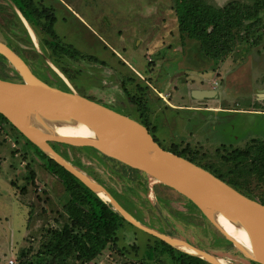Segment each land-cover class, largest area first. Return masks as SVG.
Listing matches in <instances>:
<instances>
[{
    "label": "rangeland",
    "instance_id": "1",
    "mask_svg": "<svg viewBox=\"0 0 264 264\" xmlns=\"http://www.w3.org/2000/svg\"><path fill=\"white\" fill-rule=\"evenodd\" d=\"M32 1L56 8L57 47L67 44L88 57L87 76L63 74L52 48L43 42L49 37L40 27L34 30L29 25L33 40L11 1L0 0V40L45 82L70 85L82 95H86L83 82H88V98L110 106L126 104L130 95L140 93L149 107L147 126L153 127L162 146L185 150L201 164L220 165L226 152L241 149L252 139L264 140V96H257L264 88V10L253 27L238 33L233 50L214 62L201 54L196 42L181 39L175 0H62L68 10L51 0ZM205 1L222 6L229 0ZM13 74L10 63L0 59V75ZM197 88L216 89L218 95L194 98L191 90ZM52 144H59L55 151L82 173L124 196L126 200L119 197V201L143 224L229 264H254L179 194L142 174L133 175L117 161L89 156L92 153L85 147ZM45 162L19 131L0 118V264H10L9 260L15 264L22 248L34 253L47 229L68 222L62 207L67 192L59 177L44 168ZM243 186L256 199H264V180L250 177ZM117 233L116 247L108 245L85 264H140L147 253L145 244L153 243V238L128 223ZM133 244L137 251L131 250ZM120 247L130 252L121 254Z\"/></svg>",
    "mask_w": 264,
    "mask_h": 264
},
{
    "label": "water",
    "instance_id": "2",
    "mask_svg": "<svg viewBox=\"0 0 264 264\" xmlns=\"http://www.w3.org/2000/svg\"><path fill=\"white\" fill-rule=\"evenodd\" d=\"M19 19L31 36L30 26L12 3ZM0 55L19 74L21 80L0 77V114L25 138L49 158L76 177L101 200L109 204L125 221L138 229L166 242L177 250L196 256L209 264H229L223 259L190 242L155 230L130 214L99 182L88 177L60 155L50 142L72 146L91 147L101 154L137 171L154 183L170 189L193 203L208 221L221 232L244 257L264 264V204L250 198L210 171L161 147L134 118L118 112L103 103L42 80L28 62L12 47L0 40ZM194 98H215L216 89H193ZM264 96V88L257 96ZM35 114L47 118L71 119L86 125L94 138L72 140L65 138L41 139L22 124L23 115ZM100 190L106 199L97 194ZM220 213L230 223L242 226L248 235L252 256L246 255L237 242L212 219ZM176 245L194 250L187 252ZM222 260V263L218 261Z\"/></svg>",
    "mask_w": 264,
    "mask_h": 264
},
{
    "label": "trees",
    "instance_id": "3",
    "mask_svg": "<svg viewBox=\"0 0 264 264\" xmlns=\"http://www.w3.org/2000/svg\"><path fill=\"white\" fill-rule=\"evenodd\" d=\"M10 1L18 8L34 30L38 26L49 37L48 40L44 38L43 42L52 48L51 52L55 53L60 50L63 54L70 56L79 55L77 50L71 49L69 46L57 47L59 37L53 29L56 17L51 7L41 4L38 6L32 0ZM263 10L264 0H250V2L229 0L222 6L208 3L205 0H175L174 7L177 28L181 39L196 42L201 54L214 62L225 58L233 50L238 33L243 29L253 27ZM17 19L22 24L18 16ZM22 27L27 34L23 24ZM0 59L7 62L1 55ZM12 72L14 73L13 75H0V77L21 80L13 67ZM121 80L124 82L123 78ZM62 89L69 90L68 88ZM142 97L139 93V95H130L129 99L135 105V109L132 112L138 111V115L142 117L140 123L146 126L149 107L146 105V100ZM132 112H124V114L136 119L138 115L136 116ZM0 118L11 125L1 114ZM11 126L15 128L13 125ZM24 139L46 161L43 164L44 168L58 176L64 185L67 199L62 207L68 222H64L59 227L47 229L42 242L34 253L30 252V248H22L15 264H85L96 258L108 245L116 247L118 242L117 231L123 223L128 222L71 173L45 155L27 138L24 137ZM55 145L59 144H52L54 149ZM85 148L91 151L92 154H89V156L95 158L104 157L108 160L116 161L101 154L94 148ZM163 148L203 167L243 194L256 199L243 185L250 177L264 180V140L252 139L243 148H234L226 152L221 156L220 165L201 164L189 156V152L185 150L176 151L166 147ZM117 163L133 175L141 176L137 171L119 162ZM222 167L226 170L223 171ZM31 177L33 176L31 175ZM107 190L123 206L119 201V197L124 198V196L109 189ZM124 199L126 200V198ZM256 200L264 204V199ZM187 203L198 210L190 201ZM150 236L153 238V243L145 244L147 253L141 257L140 264H209L201 258L177 250L166 242L152 235ZM221 238L229 243L224 237ZM130 248L132 251H137L138 246L133 244ZM119 249L121 254H125L124 251L127 250L125 247H120ZM129 252L130 250H127L126 253ZM253 263L258 264L256 262Z\"/></svg>",
    "mask_w": 264,
    "mask_h": 264
},
{
    "label": "bare ground",
    "instance_id": "4",
    "mask_svg": "<svg viewBox=\"0 0 264 264\" xmlns=\"http://www.w3.org/2000/svg\"><path fill=\"white\" fill-rule=\"evenodd\" d=\"M30 33L34 38V33H32L31 30ZM21 122L28 131L41 139L65 138L72 140H85L88 138H94L92 131L86 125L71 119L47 118L35 114H28L22 116ZM96 190L100 197L106 199V196L100 190ZM212 219L237 242L246 255L252 256L249 238L242 226L230 223L218 212L212 213ZM176 247L190 253L195 252L191 248L185 246L176 245ZM218 261L222 263V260L219 258Z\"/></svg>",
    "mask_w": 264,
    "mask_h": 264
},
{
    "label": "flooded vegetation",
    "instance_id": "5",
    "mask_svg": "<svg viewBox=\"0 0 264 264\" xmlns=\"http://www.w3.org/2000/svg\"><path fill=\"white\" fill-rule=\"evenodd\" d=\"M52 2H54L55 4H57L58 6L63 5V7L65 9L68 10V8L66 7V5L64 3H62V0H56V1H59L60 3H57L56 1L54 0H51ZM53 5V4H52ZM56 8L53 9V11L55 12ZM71 12V11H69ZM56 21V20H55ZM84 25V24H83ZM64 43V42H63ZM64 46H69L67 44H63ZM71 49H75L79 52V55H76V56H70V55H67V54H63L60 50H57L55 52V60H56V65L58 67V69L65 75H68L71 77V75L74 77L75 75H79L81 76L84 75V72H85V75L87 76L88 75V57H84L81 53L80 50H78V48H73L71 46H69ZM81 62V63H80ZM60 77H62L66 83H68L67 79H65L63 76H61V74L59 73ZM133 78L129 76V80H132ZM69 80V79H68ZM120 83L122 84V80L120 79ZM134 83V81H133ZM61 84V83H60ZM84 86V90L86 92V95L84 94V96L88 97V82H83ZM53 85V84H51ZM62 85V84H61ZM54 86H57V87H60V88H64V86H60L59 85V82L58 84L54 85ZM108 87V86H107ZM75 89V88H74ZM107 89H110V88H107ZM123 92L126 91V89L124 88H121ZM76 90V89H75ZM77 93H79L77 90H76ZM80 94V93H79ZM82 95V94H81ZM104 104V103H103ZM104 105H107L109 106L110 108L112 107V109L116 110L114 107H118L119 108H124L126 110H128V112H132L134 111L135 109V105L133 104V102H127L126 104L124 103H121L119 105H114V106H110L108 104H104ZM117 111V110H116ZM122 113V112H121ZM124 114V113H123ZM127 115V114H126ZM129 116V115H128ZM131 117V116H130ZM140 119L142 118L141 115L138 116ZM134 118L135 120L139 121L140 122V119L139 118ZM133 118V117H132ZM147 131L150 133V135L153 137V139L161 146L162 144L158 141L157 137H156V133L153 129V127H150L149 125L145 126ZM52 147V146H51ZM166 234H169L168 232ZM172 236V235H171Z\"/></svg>",
    "mask_w": 264,
    "mask_h": 264
},
{
    "label": "built area",
    "instance_id": "6",
    "mask_svg": "<svg viewBox=\"0 0 264 264\" xmlns=\"http://www.w3.org/2000/svg\"><path fill=\"white\" fill-rule=\"evenodd\" d=\"M9 263L11 264V263H13V261L12 260H9Z\"/></svg>",
    "mask_w": 264,
    "mask_h": 264
}]
</instances>
